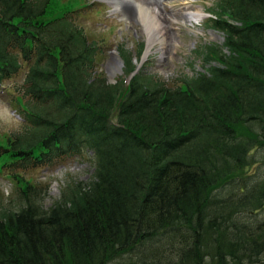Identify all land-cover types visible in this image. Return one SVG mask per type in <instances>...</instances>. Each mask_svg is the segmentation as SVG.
<instances>
[{
  "label": "trees",
  "instance_id": "1",
  "mask_svg": "<svg viewBox=\"0 0 264 264\" xmlns=\"http://www.w3.org/2000/svg\"><path fill=\"white\" fill-rule=\"evenodd\" d=\"M52 2L0 0V100L13 94L23 120L0 143V173L84 150L95 169L47 210L11 173L0 264H264V0H215L223 45L200 46L205 71L172 85L145 69L127 85V51L109 83L97 42ZM24 69L14 94L4 83Z\"/></svg>",
  "mask_w": 264,
  "mask_h": 264
},
{
  "label": "rangeland",
  "instance_id": "2",
  "mask_svg": "<svg viewBox=\"0 0 264 264\" xmlns=\"http://www.w3.org/2000/svg\"><path fill=\"white\" fill-rule=\"evenodd\" d=\"M129 2L133 9L131 15L115 11L113 0H53L52 2L56 5L54 10H51L53 15H60L64 13L63 11H74L72 16L68 14L71 20L85 29L89 40L97 42L101 53L100 64L103 62L99 70L105 72L111 84L124 77L125 62L121 56L124 51L131 54L133 64L138 70L145 69L149 75H156L172 85L180 78L196 77L205 71L202 60H194V52L200 46L222 45L225 41V34L222 31L208 27V11L215 0H158L157 7L144 6L140 0H129ZM158 13L161 15L163 25L159 34L162 32L167 34L168 31L171 33L172 39L166 40L165 43L164 37L154 42L157 39L154 40L155 32L159 28L155 18ZM179 13L182 19L174 16ZM164 44H167L165 48ZM141 46H144L145 50L142 57L137 59ZM115 53L123 61V68L116 77H112L108 66ZM24 78L25 69L4 84L8 90L17 94ZM14 98L15 96L8 94L7 91L0 100V143L5 142V139L10 138L13 133L21 132L23 127L22 118L8 103ZM32 168L34 169L29 168L22 172V175L19 170H15L17 167L12 170L11 167L4 169L0 173V203L3 202L4 206H8L17 198L18 183L10 178L11 173L19 174L26 180H33L36 189L41 190V204L47 210L61 198L68 182H88L95 169L93 153L87 150L75 157L57 161L52 166Z\"/></svg>",
  "mask_w": 264,
  "mask_h": 264
},
{
  "label": "bare ground",
  "instance_id": "3",
  "mask_svg": "<svg viewBox=\"0 0 264 264\" xmlns=\"http://www.w3.org/2000/svg\"><path fill=\"white\" fill-rule=\"evenodd\" d=\"M140 1H142V5H144V6H149V5H155L154 7H157V5H158V0H140ZM115 7H116V10H118V11H122L124 14H128V15H131L130 14V12L133 10L132 9V6H131V3L130 2H128L127 0H113V3H112ZM161 6V5H160ZM154 7H153V9H154ZM152 8V7H151ZM146 9H149V8H146ZM157 9H159V8H157ZM152 13V12H151ZM133 14V13H132ZM153 14V13H152ZM127 15V16H128ZM137 16V15H136ZM174 16H176V17H179V18H181L182 19V15L179 13V14H175ZM129 17H131V16H129ZM134 17V16H133ZM135 18V17H134ZM155 18H156V24H158V26H159V28L156 30V32H155V38H154V42H157V41H159V39H161L162 37H164V43L166 42V40H168V39H172L171 38V33L168 31L167 32V34H165L164 32H162V31H160V32H162V33H160L159 34V30L160 29H162L163 28V25H162V22H161V15H160V13H158V14H156L155 15ZM169 18H170V16H169ZM172 20H173V18H172ZM173 22V21H172ZM165 23V22H164ZM169 23V22H168ZM178 25V24H177ZM164 30H166L165 28H164ZM162 35V36H161ZM161 36V37H160ZM171 41V40H170ZM161 43H163V41L161 42ZM167 45V44H166ZM165 44H164V48H165V46H166ZM169 49V48H168ZM163 50V49H162ZM122 64H123V61L121 60V58L118 56V54L117 53H115V54H113L112 55V59L110 60V62H109V66H108V68H109V71H110V73H111V76L112 77H116V75L119 73V72H121V68H123V66H122Z\"/></svg>",
  "mask_w": 264,
  "mask_h": 264
}]
</instances>
